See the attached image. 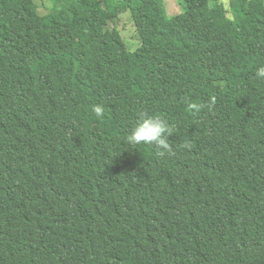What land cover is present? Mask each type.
Here are the masks:
<instances>
[{
	"label": "trees",
	"instance_id": "1",
	"mask_svg": "<svg viewBox=\"0 0 264 264\" xmlns=\"http://www.w3.org/2000/svg\"><path fill=\"white\" fill-rule=\"evenodd\" d=\"M122 1L0 0V264H264V6Z\"/></svg>",
	"mask_w": 264,
	"mask_h": 264
},
{
	"label": "clouds",
	"instance_id": "2",
	"mask_svg": "<svg viewBox=\"0 0 264 264\" xmlns=\"http://www.w3.org/2000/svg\"><path fill=\"white\" fill-rule=\"evenodd\" d=\"M255 77L264 82V64L257 66ZM93 111L97 116H101L103 107L96 105ZM172 134V128L161 116L144 114L130 130L126 140L131 145H154L159 149L158 155L163 157L172 152V146L169 143V136Z\"/></svg>",
	"mask_w": 264,
	"mask_h": 264
},
{
	"label": "rangeland",
	"instance_id": "3",
	"mask_svg": "<svg viewBox=\"0 0 264 264\" xmlns=\"http://www.w3.org/2000/svg\"><path fill=\"white\" fill-rule=\"evenodd\" d=\"M106 7L115 16L114 22H109L110 28H115L123 37L128 50L133 53L132 62L138 65L139 59L142 53L139 50L140 45L138 44L137 38L135 36V29L130 23V15L128 12H123V1L122 0H104ZM181 0H163V5L166 8L168 17L179 14L181 10L180 5ZM221 1V0H220ZM256 3L264 6L263 0H254ZM39 11L42 13H47L49 9L55 4L56 0H35Z\"/></svg>",
	"mask_w": 264,
	"mask_h": 264
}]
</instances>
